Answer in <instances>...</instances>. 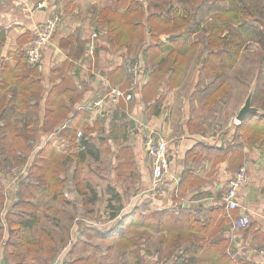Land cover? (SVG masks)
Masks as SVG:
<instances>
[{
  "label": "crops",
  "instance_id": "obj_1",
  "mask_svg": "<svg viewBox=\"0 0 264 264\" xmlns=\"http://www.w3.org/2000/svg\"><path fill=\"white\" fill-rule=\"evenodd\" d=\"M94 2V0H0V78L7 75L9 77L5 83L6 87L0 92V99L4 102L2 108L6 118L10 119L8 116L10 110L6 107L13 103L14 93L17 95L21 85L39 81L41 91L38 90L37 96H32L29 99V103L34 106H27L28 98L25 97L22 104L26 108L11 109L21 119L37 121L38 124L35 123L34 127L31 126L37 130L36 135L39 137L36 151L49 137L48 133L41 129V121L45 116L46 97L53 87L63 83L65 77L69 79L66 82L70 86L71 93L80 96L76 103L78 108L108 92L116 80L115 85L124 88L128 86V78L121 62L123 55L136 60L144 72L149 73L156 62L165 57L172 49L170 46L172 38L166 35L159 36L158 47L162 50L161 55H156L151 50L146 51L143 55L140 48L136 51L134 47L130 52L125 48H112L107 43L106 36H102L98 40L94 55L88 56V41L91 33L99 30L98 28H100L101 35L104 33L103 27L97 24L98 13L104 8H108L102 6L99 9V4ZM55 14H61L62 21L54 32L48 48L43 52V70L37 72L39 78H34L32 73L28 72L29 75L26 73V70L31 69L32 65L27 64L25 60L18 61L17 58L21 53H24L38 27ZM148 41L149 36L147 35L145 42ZM152 42L154 43L155 40ZM8 61H18L15 63L17 67L8 65L7 69H3L2 64ZM55 69H60L61 72L52 73ZM117 69L123 70L122 73L120 72V77L118 76L120 73L116 72ZM15 76L21 78L27 76L28 80L25 84L22 82L21 85H18L13 79ZM162 84L157 89V96L161 99L167 97L166 92L169 94L173 91L172 94H174L179 87V84H176L174 88L170 89L167 86L166 78L163 79ZM62 89L63 86L61 91ZM138 97L130 102L120 101L114 110L108 111L103 116L98 115L96 110L86 108L88 113L84 117V122L91 127L89 138L93 154L86 160L85 165L101 169L107 160V165L112 169V172L113 170L115 172L117 167L129 168L124 175H137L138 177L136 182L126 183V187L128 186L129 191H132L130 197L136 204L134 206L137 207L142 204L143 200H148L146 203H149V207L166 212L164 231L159 233L148 230V234L138 241L140 253L146 256L147 264H184L185 259L189 258L187 248L190 249L192 244L200 246L210 241L209 237L202 233L204 230L212 233L210 238L213 239V247H215L216 241L223 239L227 242L225 253L233 261L264 264V255L260 254V250L264 247V150L252 146H242V162L239 167L244 162L248 163L249 182L238 191L240 207L235 210H226L222 205L224 186L226 189V177L223 175V171L226 170L227 173L232 174L238 169V166L233 167L229 164V156L223 160L219 159L224 154L221 149L222 139L229 140V134L215 132L207 135L205 129H202L205 128V122L201 123L200 120L195 121L192 118L187 119L186 122L175 124L163 109L166 108V104L162 103L163 107L162 105L160 107L156 103V98L144 101L140 93ZM58 99L62 102V106L72 107L70 96L60 92ZM14 102L17 103V100L14 99ZM156 111L158 112L156 113ZM73 114L74 111L71 110L69 117ZM97 122H100L102 127L105 126L103 133L107 136L106 141L96 131ZM127 124L129 125L128 129L125 126ZM123 130L125 139L122 138ZM146 132H149L148 136H164L168 141L167 145L171 155L170 167L164 180L165 189L157 199L151 198L149 194L151 164L143 145ZM233 149L236 148L233 146ZM76 150L74 149V151ZM101 161L102 164H100ZM70 176L73 177V174L71 173ZM114 178L116 179V174ZM80 180L82 181V179ZM118 187L119 184L117 186V182H113V189L111 186L108 188V193H112L111 197H107L108 204L116 198L113 195L117 196V200L122 198L121 190ZM94 195L97 198L98 194H93L92 198ZM70 201L72 202L73 198ZM108 206L113 207L110 204ZM216 208H222L223 215L219 213L217 215ZM232 212L234 216H232ZM224 213L228 220L222 226L219 223H211L210 228L199 225L197 230L192 231L189 226L183 223L185 218L193 215L196 219L205 221L207 224L210 218L214 221L222 220ZM242 213L249 216L250 223L244 229H237L234 221ZM110 222L108 220L106 223ZM142 230L143 228L136 229L139 233ZM174 232H181L183 237L178 239V242L181 243L175 254L167 258L159 250L160 247L162 248L159 237ZM185 233L192 234L194 238L187 239ZM72 255H74L72 258L74 259L85 257L88 254L78 251ZM200 256L205 264H219L221 261L220 250L217 251V254L213 252L212 255L202 257L200 254ZM124 261L131 262L129 257H126ZM96 263L99 264L98 261ZM51 264H59L58 259Z\"/></svg>",
  "mask_w": 264,
  "mask_h": 264
},
{
  "label": "trees",
  "instance_id": "obj_2",
  "mask_svg": "<svg viewBox=\"0 0 264 264\" xmlns=\"http://www.w3.org/2000/svg\"><path fill=\"white\" fill-rule=\"evenodd\" d=\"M145 1L111 0L112 7L101 10L97 18V24L103 27L107 43L112 48H125L130 52L134 46L140 45L143 55L148 50L156 55H161L162 50L158 47L160 43L159 36L166 35L172 38L170 42L172 49L165 57L156 62L149 73L144 72L138 63L143 82L133 99L139 98L140 93L144 101L156 98L158 105L162 99L157 96V89L163 85V79L166 78L167 86L170 89L174 88L181 76L188 54L197 49L199 45H203L198 57L201 65L200 71L214 78H219L227 69L236 64L240 55V45L245 38L264 44V0H227L229 8L215 14V20L207 24L204 29H200V35L193 42H187L182 34L198 31L193 28V23L204 0H182L179 8L170 5L167 9H155L154 11L149 9ZM147 35L149 41L146 43L145 37ZM152 40H156L157 43H153ZM203 55L204 58H202ZM17 59L18 61L25 60V51ZM18 61L5 62L2 64V68L7 69L8 65L17 67L15 63ZM132 62L137 61L133 59ZM22 68L25 67L22 66ZM57 71L61 72L60 69H55L52 73ZM122 71L121 69L116 70L118 73H122ZM28 72L32 73L34 78H39L37 73L39 71L36 66L27 69V75H29ZM121 73L118 75L119 77ZM13 79L16 80L18 85H21L22 82L24 84L27 82L28 77L15 76ZM8 80V75L0 78V92L6 87L5 83ZM66 80L69 79L65 77L63 83L53 87L46 97L44 103L45 116L41 121V129L43 132L48 133L49 137L35 153L30 163L29 175L18 184L20 187L18 195L8 206L5 204L3 187L0 183V214L1 210H5L0 225V264H25L26 260L31 261L30 264H51L57 257L62 249L56 244L51 235H43V233L33 238L29 231L36 219L35 213L43 196H51L53 200L63 199V191L68 185L65 179H67V173L70 170L73 174V177H71L74 181L73 185L76 187L75 194L81 198L79 200L82 207H85L88 204L87 202L97 200L95 195L94 198L89 200L84 198L86 195L85 187L82 188V181L78 177L83 171L86 160L93 154V147L89 138L91 127L84 122V117L88 111L86 108H77L76 103L79 101L80 96L71 93ZM116 82L112 83V86H115ZM227 89L228 86L221 83L209 95L206 104L211 105L217 99H222ZM38 90L41 91L39 81L21 85L17 95L14 93L13 103L7 106L6 109L26 108L22 104L25 97L28 98L27 106H34L29 103V99L32 96H37ZM60 92L72 98V107L62 106V102L58 99ZM14 99L17 100V103L14 102ZM3 103V100L0 99V138L3 137L4 130L9 125V119L6 118L2 108ZM256 107L260 110L259 112L248 115L238 125L232 126L233 133H231L230 142L226 143L224 138L222 139L221 149L224 154L219 159L223 160L226 156H229L228 162L233 167L238 166L239 168L242 162L241 148L244 143L258 145L264 150V104L260 102ZM71 110L74 111V114L69 117ZM35 123L38 124L37 121L23 118L21 125L11 132L10 149L12 152L25 154L32 150L33 139L37 130L31 128V126L33 127ZM125 126L127 129L129 128L128 124ZM79 130L82 131V137L80 138L77 137V131ZM122 138H126L124 130ZM238 138H241L242 142L237 146L238 149H233V140ZM80 145L84 149H80ZM74 149L77 150L74 151ZM113 197L117 198L116 195H113ZM76 200V198H73L72 202L68 200L65 202L73 204ZM120 208H116L111 213L110 220L118 217ZM216 209L217 215L218 213L221 215L222 208ZM165 215V211H159L149 207L146 203H142L134 207L130 213L122 215L120 219L116 220V227H126L129 234H126V229L125 232L121 230L119 234L115 233L114 228L116 229V227L107 231L105 229V232L101 231L103 229L94 228L90 229L93 233H89L86 238L97 237L101 240L119 238L118 245L122 248L121 255L129 257L131 260V262L123 261L122 264H147L146 256L140 253L139 243H136L130 234L138 228H143L137 234L138 239L147 235L148 230L161 233L165 229ZM232 216H234L233 212ZM227 220L224 213L222 220L214 221L210 218L206 224L205 221L190 215L184 219L183 223L189 226L192 231H195L199 225L210 228L211 223H219L222 226L227 223ZM202 233L209 237L210 241L200 246L192 244L190 249L187 248L189 258L185 259L184 264H205L202 262L200 254L204 257V255H212L213 252L217 254L218 250H220L221 257L219 264H250L233 261L225 253L227 243L225 240L216 241L217 243L213 247V239L210 238L212 233H209L208 230H204ZM185 234L187 239L194 238L190 233ZM181 235V232L168 233L166 236L160 235L159 239L162 245V248H159L160 252L167 258L175 254L181 243L178 242V239L183 237ZM22 246H25V255L18 253ZM99 248L98 245H90L87 241L79 240L73 243L66 254L69 256L78 251H83L88 255L74 258L70 264H93L97 261L95 255L98 253ZM64 260L66 261L65 258ZM65 261L62 264H65Z\"/></svg>",
  "mask_w": 264,
  "mask_h": 264
},
{
  "label": "rangeland",
  "instance_id": "obj_3",
  "mask_svg": "<svg viewBox=\"0 0 264 264\" xmlns=\"http://www.w3.org/2000/svg\"><path fill=\"white\" fill-rule=\"evenodd\" d=\"M94 1L95 4H99V7L97 6L99 9L102 6L112 7L111 0ZM181 1L182 0H146L145 3L150 10L154 11L155 9H167L170 5L179 8ZM228 8L229 3L227 0H204L193 23V28L198 31L193 33L185 32L182 34L183 38H185L187 42H193L194 39L200 35V29H204L207 24L215 20V14ZM95 11L97 10L95 9ZM94 14L96 13L94 12ZM98 29L100 30V28ZM99 30L95 32L96 47L99 38L106 36L105 33L101 35ZM139 48L140 46H134V50L136 51H138ZM202 49L203 45H199L197 50L194 49L195 51L192 50V53L190 52L191 54L188 56L177 82V85L179 84L178 89H176L177 91L174 90L176 91L174 94H172L173 91L169 94L166 92L167 97H164L162 100H160V97L158 106L161 107L162 103L163 105L166 104V108L163 109H165V113H167L169 119H172L175 124L182 123L183 121L186 122L187 119L190 120L192 118L195 121L200 120L199 122L201 123L205 122V128L202 129H205L204 131L207 135L210 133L214 134L215 132L229 134V140L225 139L226 143H228L231 140V133H233L231 127L234 125L235 116L243 105L249 91L253 89L251 97L252 106L256 107L260 102L264 104V44L245 38L244 42L240 45V55L236 64L232 68L227 69L219 78H214L200 71L201 65L198 57ZM202 58H204V55ZM132 60L133 59L123 55L121 62L122 65H124L128 62L132 63ZM221 83H225L228 86L224 96L222 99H217L211 105H207V98ZM8 116H10L9 125L5 128L4 134L2 135L3 137L0 138V183L3 187L6 206L10 205L18 195L20 189L18 184L29 175L30 163L37 152L36 148L39 143V137L35 135L32 150H30V152L25 154L12 152L10 149L11 132L21 125L22 119L13 110L9 111ZM208 121H210V123H208ZM96 124L97 133L100 134V137H104V141H106L107 136L103 133L105 126L102 127L98 122ZM145 134L146 137L143 136L144 138L151 137L148 136L149 132ZM154 137L157 138L159 136L156 135ZM161 137L166 140L164 136ZM241 142V138L234 139V147L238 149L237 146ZM243 145L247 147L252 146L257 149L260 148V146L250 143H244ZM102 163L101 161L100 164ZM127 169L129 168L118 167L115 168V172L114 170L112 172V169L107 165V160L105 161V166L101 169L87 167L84 164L83 171L78 176L84 182L82 186L83 189L85 187L84 190L86 195L84 198L89 200L92 198L93 194L99 195H97L96 201L87 202L88 204L85 207H82V203L79 200L81 198L77 197V194H75L76 187L73 185V179H70L72 170L67 173V179H65L68 185L63 191V199L53 200L51 196L48 195L40 199L38 210L35 213L36 219L33 221L29 233L33 238L43 233V235H51L56 244L61 247L62 250L52 263L58 259V263L62 264L65 258V264H70L74 255L71 254L67 256L66 253L73 243L79 240L87 241L90 245H98L100 247L98 253L95 255L99 264H121L124 259H126L127 256L124 258L121 255L122 248L118 245L119 238L101 240L96 237L90 239L86 237L89 233H93L90 229H103L101 231L106 229L105 231H107L116 227V220L134 209V205L136 204L133 203L130 197L132 191H129L128 186L126 187V183H134L138 180V177L137 175H124ZM112 173L116 174V179L114 178L115 174L113 175ZM113 182H117V186L119 184L118 189L121 190L122 198H120L119 201L116 199L111 200V202H109L110 205H113L111 208V206H108L107 197L112 196V193H108V188L111 186L113 189ZM165 185L166 183L164 181L161 186L162 190L165 189ZM92 189L96 191L93 192ZM72 198L77 199L73 204L65 202L66 200L70 201ZM146 202H148V200H143L142 203ZM146 205H149V203H146ZM119 206L122 207V209L119 211L118 217L114 220H110L109 217L111 213L114 212L116 208H119ZM4 212L5 210H1L0 225ZM106 219H109L111 222L106 223V225L101 228L90 224L91 222H106ZM121 227L122 226L116 227V229L114 228V232L117 234H119L121 230L125 232L126 227ZM138 233L139 232L135 230L134 233L130 234L136 243L140 241L137 237ZM126 234H129V232H126ZM18 253H20V255H25V246H22ZM27 264H30L29 260ZM93 264L97 263L94 262Z\"/></svg>",
  "mask_w": 264,
  "mask_h": 264
},
{
  "label": "built area",
  "instance_id": "obj_4",
  "mask_svg": "<svg viewBox=\"0 0 264 264\" xmlns=\"http://www.w3.org/2000/svg\"><path fill=\"white\" fill-rule=\"evenodd\" d=\"M62 21L61 14H55L46 19L36 30L30 42L25 49V61L27 64L36 66L38 71L43 70L42 57L43 52L48 48L51 43V38L54 32L59 27ZM87 55L93 56L96 49V33H91L89 37ZM125 73L128 78V86L126 88L115 85L111 86L103 95H99L96 99L92 100L86 105L78 107L96 110L98 115L103 116L110 110H114L120 101L130 102L135 97V94L140 90L143 78L140 75V67L138 62H128L124 64ZM238 121L235 119L234 125ZM77 137H82V131H77ZM145 151L150 159L151 164V187L150 197L156 198L163 194L161 186L168 173L169 165L171 162V155L168 149L167 141L162 137H147L143 142ZM84 149L83 146H79ZM226 177V189L222 195V205L226 210H235L240 207L238 200V191L249 182L248 163L244 162L234 173L229 174L223 171ZM76 220V219H75ZM107 221L109 219H106ZM77 221V220H76ZM106 221V222H107ZM110 221V220H109ZM106 222H91L90 224L96 227H103ZM250 223V218L246 213L234 221L237 229H244ZM65 250V249H64ZM260 254L264 255V247L260 250Z\"/></svg>",
  "mask_w": 264,
  "mask_h": 264
},
{
  "label": "water",
  "instance_id": "obj_5",
  "mask_svg": "<svg viewBox=\"0 0 264 264\" xmlns=\"http://www.w3.org/2000/svg\"><path fill=\"white\" fill-rule=\"evenodd\" d=\"M253 89L249 91V94L247 95L246 99L244 100L243 105L238 110L235 119L240 123L245 117H247L250 114H254L259 112L260 110L257 107H254L251 105V97H252ZM59 126L57 127V129ZM56 129V130H57Z\"/></svg>",
  "mask_w": 264,
  "mask_h": 264
}]
</instances>
